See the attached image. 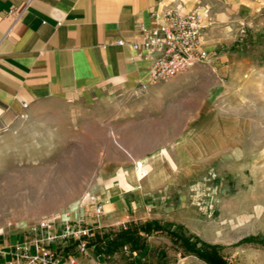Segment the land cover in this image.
Segmentation results:
<instances>
[{
  "label": "rangeland",
  "instance_id": "374dc122",
  "mask_svg": "<svg viewBox=\"0 0 264 264\" xmlns=\"http://www.w3.org/2000/svg\"><path fill=\"white\" fill-rule=\"evenodd\" d=\"M203 4L209 11L204 31L218 27L226 39L213 52L207 51L203 63L221 54L235 57L229 69L234 80L231 93L211 100L212 106L236 119L232 146L209 156L218 134L233 124L216 117L214 109L207 110L190 132L199 130L210 117L208 130L218 121L210 135L203 134V142L207 137L211 140L212 150L204 153V161L190 164L191 169L202 170L198 177L182 185L172 179L154 192L151 218L131 208L97 217L86 197L99 195L111 181L118 183L126 170L143 168L147 160L130 162L157 145L173 148L183 124L193 117V108L211 96L208 87L215 81L214 65H202L203 79L180 83L177 77L164 82L153 96L117 91L90 101L51 102L28 109L0 130V238L19 231L29 234L43 221L55 222L58 229L70 221L90 229L92 237L87 239L86 252H79L74 239L64 243V251L89 260L96 254L89 243L111 242L123 230L152 221L172 223L166 221L171 218L172 224L191 234L182 224L191 217L211 232L209 239L233 242L213 244L223 248L229 264H264V0H202ZM184 143L176 146L179 154ZM182 161L190 163L186 156ZM139 197L132 196L135 206L140 204L135 201ZM86 208L89 211L82 215ZM192 235L207 242L206 235ZM249 238L253 240L245 241ZM183 258L182 250L166 234L153 233L145 252H133L127 246L101 260L174 264Z\"/></svg>",
  "mask_w": 264,
  "mask_h": 264
},
{
  "label": "crops",
  "instance_id": "0c3cea01",
  "mask_svg": "<svg viewBox=\"0 0 264 264\" xmlns=\"http://www.w3.org/2000/svg\"><path fill=\"white\" fill-rule=\"evenodd\" d=\"M198 7L208 15V8L202 5V0H0V130L11 126L23 111L51 102L90 101L117 91L158 94L157 90L164 82L175 78L151 81L157 53L144 46V38L148 31L164 22L168 12L183 15ZM118 41L124 44H118ZM225 41L224 33L218 27L203 31V47L210 53ZM234 60L233 55L221 54L178 76L180 83H193L203 79L200 74L202 65H214L216 76L208 87L210 98L207 102L203 99L204 102H198L193 108V117L183 124L182 133L173 143V148L166 143L157 145L151 152L130 162L136 164L147 160L143 168H130L118 183L114 180L104 186L96 195V202L89 203L92 212L100 204L104 214L131 208L142 216L150 217L154 192L172 179L182 185L186 180L198 177L202 170L199 167L191 169L190 164L204 161L207 157L204 153L212 150V143L207 137L203 148L193 152L188 148L192 143L190 132L211 108L216 117L233 126L218 134L215 151L208 153L209 156L232 146L236 130L232 133L231 128H236V119L212 106L211 100L217 101L231 93L234 80L229 69ZM215 125L210 130L206 128L205 134L210 135L217 128ZM180 141L185 142L181 154L176 150ZM156 152L161 153L158 161L166 167L163 168L165 180L169 176L162 185L159 176H154L157 172L148 160ZM183 156L188 158L189 164L183 163ZM171 162H177V165L171 166ZM143 171L147 174L142 176L145 181L141 182ZM132 193L140 196L135 199L140 203L138 206L132 201ZM86 211L89 208L82 209L81 214ZM166 221L175 222L173 218ZM197 222L195 218L187 217L182 224L190 228L191 234L206 235L205 240L212 244L233 243L220 238L209 239L211 232L202 229ZM215 231L217 233L218 230ZM27 237L25 231L2 236L0 264H27L19 257L18 249ZM92 256L95 258L84 260L79 256V259L83 264H106L101 260L106 257ZM178 264L206 263L188 256Z\"/></svg>",
  "mask_w": 264,
  "mask_h": 264
},
{
  "label": "built area",
  "instance_id": "2783aa9c",
  "mask_svg": "<svg viewBox=\"0 0 264 264\" xmlns=\"http://www.w3.org/2000/svg\"><path fill=\"white\" fill-rule=\"evenodd\" d=\"M206 18L208 16L199 7L183 15L171 11L163 23L147 32L144 46L157 53L151 71L152 82L176 78L208 59V52L203 47ZM118 44L124 42L118 41ZM86 201L96 202V196L88 195ZM95 215H104L102 205H96ZM91 237L90 229L80 224L69 221L58 229L55 222L43 221L30 229L28 237L18 247L19 257L27 264H83L77 255L65 253L64 243L74 239L78 242L79 252L84 253L87 239Z\"/></svg>",
  "mask_w": 264,
  "mask_h": 264
},
{
  "label": "trees",
  "instance_id": "16d2710c",
  "mask_svg": "<svg viewBox=\"0 0 264 264\" xmlns=\"http://www.w3.org/2000/svg\"><path fill=\"white\" fill-rule=\"evenodd\" d=\"M153 233L166 234L172 243L182 250V257L192 255L206 264H229L222 254L223 248L221 246L204 242L199 237L189 234L181 225L159 221H152L123 230L118 235V239L111 242L99 240L95 243H89L88 246L94 245L96 254L103 257L112 255L119 249L127 246L133 252L141 251L143 253L146 250L147 239ZM252 240V238H249L245 241L250 242Z\"/></svg>",
  "mask_w": 264,
  "mask_h": 264
},
{
  "label": "bare ground",
  "instance_id": "6f19581e",
  "mask_svg": "<svg viewBox=\"0 0 264 264\" xmlns=\"http://www.w3.org/2000/svg\"><path fill=\"white\" fill-rule=\"evenodd\" d=\"M206 16H208L207 14H205ZM212 122V117L209 118V120L203 125L201 126V128L197 131H194L191 135H190V139L192 140L191 145L188 146L189 149H192V151L198 150V149H202L203 148V139H204V130L206 128H208L209 124ZM199 144V146L197 145ZM159 154H155L153 157H150L149 160V164L153 167L154 170H156L157 174L154 176H159V180L161 182H163L165 180V176H163L164 174V167L162 166V164L158 161L159 160ZM153 173V172H152ZM153 175V174H152ZM2 203V202H1Z\"/></svg>",
  "mask_w": 264,
  "mask_h": 264
}]
</instances>
